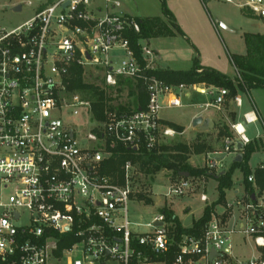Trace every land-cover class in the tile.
I'll return each instance as SVG.
<instances>
[{
    "label": "built area",
    "instance_id": "obj_1",
    "mask_svg": "<svg viewBox=\"0 0 264 264\" xmlns=\"http://www.w3.org/2000/svg\"><path fill=\"white\" fill-rule=\"evenodd\" d=\"M237 4L264 20V0ZM129 31L141 32L136 17L95 8L92 0H42L30 19L0 30V264H264V186L255 172L248 177L253 190L218 204L222 211L214 209L200 235L176 241L162 211L147 222L131 219L129 203H145L135 197V165L128 160L113 176L104 172L105 163L118 145L152 150L173 136L161 111L182 106L190 85L149 73L157 68L155 51L141 39L142 63ZM78 66L84 77L108 86L121 78L141 81L145 105L131 112L106 106L96 119L90 101L69 89ZM228 93L217 87L204 107L222 111ZM255 118L245 114L248 122ZM231 129L223 150L206 154L209 172L219 174L220 155L243 154L251 142L242 124ZM200 180L178 177L165 196L193 193ZM200 198L209 202L205 192ZM66 233L76 240L60 249ZM236 236L253 245L251 256L235 253Z\"/></svg>",
    "mask_w": 264,
    "mask_h": 264
},
{
    "label": "rangeland",
    "instance_id": "obj_2",
    "mask_svg": "<svg viewBox=\"0 0 264 264\" xmlns=\"http://www.w3.org/2000/svg\"><path fill=\"white\" fill-rule=\"evenodd\" d=\"M41 1L0 0V30L3 28L12 29L30 19ZM114 1L120 3L122 11H126L131 15L137 13V11L139 14L164 15L162 0ZM165 1L168 9L174 15L175 23L179 24L186 36L176 33V35L169 37H157V35L150 37V47L156 51V66L163 69L168 67L173 70L190 69L194 65V58L198 57L199 62L207 67L216 69L230 77L237 76V68L232 57L247 54L248 45L246 42V34L264 35V20L253 14L250 10L244 9L237 4V2L243 3L245 0H234L235 2H229L227 0ZM18 4H22V9L15 11L14 7ZM247 11L250 13L247 14ZM167 23L171 29L174 28H172L168 18ZM191 94V102L194 104H205L211 99L209 94L198 95L193 91ZM239 94L245 100V106L248 107L247 105L250 103L249 93L247 91H240ZM251 94L264 116V88L252 89ZM233 99H226L222 111H224V108H228V106L232 107V104H234L231 103ZM201 109H197V111L204 116L218 113L212 108L210 110ZM189 110L194 109H171L166 115L169 119L189 123V118L186 116ZM80 121L82 119H76V122ZM222 123L228 124V121L224 119ZM81 130L85 134L88 132V128L85 125L82 126ZM230 130L232 129L230 128ZM263 131L264 129L261 123H258L250 125L247 129V134L250 138H254L258 134L263 133ZM173 141L176 142L175 139ZM205 154L203 155V162H205ZM260 162L264 163V155L256 151L250 158L249 165L254 167ZM230 164L231 159L227 161V165ZM202 167H204V163ZM135 168L138 174L137 182L139 184V189L136 191L135 197H138V194L142 193L145 196H150L152 203L148 204L144 199L137 197L136 199L142 200L145 203L131 201L129 203V210L133 221L147 222L154 213L161 211L160 209L166 206L175 213L184 226L190 227L194 221L203 216L208 203H215L219 200V183L214 177L208 178L207 183H205L202 181L204 179V176H202L201 182L194 183L195 191L193 193L166 197L165 194L169 186L178 177H173L171 171L166 169H162L154 175H148L140 172L138 167L135 166ZM243 178L244 174L242 170L237 168L233 174V186H239ZM202 192L208 195V203L201 200L200 195ZM228 192L229 190L226 189L227 196ZM218 211H221V206H219ZM140 230L143 231L146 228L142 227ZM252 251H254L253 245H244L239 236L235 237L236 254L249 257ZM113 264L117 263L114 262Z\"/></svg>",
    "mask_w": 264,
    "mask_h": 264
},
{
    "label": "trees",
    "instance_id": "obj_3",
    "mask_svg": "<svg viewBox=\"0 0 264 264\" xmlns=\"http://www.w3.org/2000/svg\"><path fill=\"white\" fill-rule=\"evenodd\" d=\"M163 2L164 16L169 19L172 25L170 28L167 21L165 22L159 17L153 18H136L141 26V32L136 33L129 31V37L132 47L134 48L140 61H143L142 49L140 45L141 39H147L153 35H174L176 33L184 35L179 25L175 23L174 15L170 12ZM245 9V8H244ZM247 14L248 11L246 12ZM175 29V30H174ZM246 42L248 51L246 55L232 57V60L237 68V76L230 77L220 71L201 65L198 57L194 58V65L187 70H173V69H153L149 73L155 75L157 78L163 80L168 84H187L193 85L197 83H205L214 85L215 87H224L229 90L227 98H235L240 91H247L248 93L255 88H264V35L261 34H246ZM69 89L73 93H80L84 98L90 101L92 112L96 119H102L106 106L110 109H118L120 111L131 112L134 109L143 107L147 101V92L141 81H135L130 78H121L116 86H108L102 80L95 77H84V69L80 66L72 70V80ZM232 119L235 120V113H231ZM178 131H183V127L171 123ZM231 126L222 123L219 129V136L225 137L232 134ZM264 148L256 142H250L244 148L241 161H232L229 167L215 174L209 172L206 167L193 166L189 163V154L194 151L195 153L209 152L210 147L205 144L195 143L192 146L184 143H176L167 145L161 143L159 146L152 150L141 149L139 151L130 149L123 145H118L113 151V155L107 160L104 167V172L115 176L122 174V166L130 160L140 172L148 175H154L162 169L171 171L173 177H182V172H189L190 177H202L207 175H217L219 187V200L212 205H207L204 214L201 218L194 221L190 227H184L175 213L168 207L161 209L166 214L167 220L172 222V233L175 240L183 234H196L200 235L205 223L211 218L212 212L216 205L225 203L226 189H231L233 186V174L237 168H240L244 174V181L246 189L253 190L252 184L248 181L249 175L255 172L257 182L261 187L264 186V169L261 167L252 171L249 165V160L253 153ZM136 169V168H135ZM142 174V173H141ZM138 180V177H137ZM139 199H144L148 204L152 203V198L145 196L142 193L138 194ZM68 239L60 244V249L69 247L76 238L72 233H66ZM176 253V245L171 247L168 253V259L173 260Z\"/></svg>",
    "mask_w": 264,
    "mask_h": 264
},
{
    "label": "crops",
    "instance_id": "obj_4",
    "mask_svg": "<svg viewBox=\"0 0 264 264\" xmlns=\"http://www.w3.org/2000/svg\"><path fill=\"white\" fill-rule=\"evenodd\" d=\"M113 2H114V0H110V1H108V0H102V1L101 0H92V4H93V6L95 8H100V9H104V10L108 9L109 11L131 15V14H129L126 11H122L121 10V5L114 6ZM131 16H134L136 18H138V17L139 18L159 17L162 20H164L165 22L167 21V18L163 14L162 15H158V14L157 15L156 14H150V15L149 14H139L138 11H137V13L132 14ZM180 29H181V27H180ZM183 33L186 36L184 31H183ZM174 35H176V34H174ZM170 36H173V35H170ZM150 37H152V36H150ZM150 37L145 39L149 45H150ZM157 37H169V35H157ZM155 53H156V51H155ZM201 65H203V64H201ZM203 66H205V65H203ZM157 68L158 69H163V68L158 67V66H157ZM168 68L171 69L170 67H168ZM192 91L195 94H198V95L209 94L211 96V99L208 102H206V103H209V102L214 101L215 94L217 92V87H215L214 85H208V84H205V83H197L196 84V88H193L190 85V87H188V89L182 95V106H180V107H168V106H165L162 109V111H161V123H162V125L164 127H170L173 130H175V132H176L173 136H166L163 139L162 143L167 144V145H173V144H176V143L180 142V143H184V144H187V145H190V146H192L195 143L205 144V145H208L211 148L209 152L214 153V152H217V151L220 152L224 148L223 137L219 136V129H220V126L222 125V122H223L224 119L226 121H228V125L229 126H231V124H233V123L242 124V126L245 128V132H246V135L248 137H249V135L247 134V129H248V127L250 125L261 123V125H262V127L264 129V116L262 114V111H260V108L255 103V101H254V99L252 97V94H251L252 90L249 92L250 103H249V105H247L248 107L245 106L246 105L245 104V100L238 93L236 97H239L242 100V104L241 105L237 104V102L235 100L236 97H235L233 99V102H231V103H234V104H232V107L228 106V108H226V109L224 108V111H218L215 108L211 107L212 109H215L218 113H216L215 115L214 114L213 115L209 114L207 116H204L203 114H201V113H199L197 111V109L200 110L201 108L206 109L204 107L206 103L205 104H199V103L194 104V103L191 102L192 101V94H191ZM224 107H226V106H224ZM179 108H193L194 109V110H189L187 115H186L189 118V123H183L180 120L167 118L166 114H167V112L169 110H171V109H179ZM211 108H208L207 110H210ZM225 112L228 113V115H226ZM163 113H165L164 116H163ZM231 113H235V120L232 119ZM246 113H254V115L256 117L255 121H253V122L246 121V119H245V114ZM197 116H202L204 119H207V118L212 119V121L215 124L214 128L213 129H209V130H201L199 126H194L193 125V120ZM223 117H224V119H223ZM171 123H174V124H177L179 126H182L183 127V131L176 130L174 127H172V125H170ZM174 139L176 140V142L173 141ZM249 139L252 142L259 143L262 146V143L264 142V131H263V133H260L257 136H255L254 138H250L249 137ZM209 152H207V153H209ZM258 152H261L264 155V148L261 147V149H259ZM205 153H206V151H204L202 153H195L194 151H192L189 154V158H188L189 163L192 164L193 166L202 167V164L204 163L203 162V155ZM235 157L236 156H234V155H220V158L222 159V161H223L222 163L224 165H223L222 170L219 171V173L223 172L224 170H226L228 168V166H229V165H227V161L229 159H231V162H232V161L235 160ZM261 166H264V163L260 162L259 164L255 165L254 167H251V166L250 167L252 168V171H254L256 168L261 167ZM210 177H214V178L217 179V175H207V176L203 177L204 179L202 181L207 183L208 178H210ZM239 184H240L239 186H237V187L232 186V188L229 189L228 196L226 195V201L227 200H232L235 196L242 194V192L246 189V183L244 181V178L242 179L241 183H239ZM258 185H259V183H258ZM219 206L220 205H216L215 209L218 210ZM221 211H222V208H221ZM184 227H186V226H184Z\"/></svg>",
    "mask_w": 264,
    "mask_h": 264
},
{
    "label": "water",
    "instance_id": "obj_5",
    "mask_svg": "<svg viewBox=\"0 0 264 264\" xmlns=\"http://www.w3.org/2000/svg\"><path fill=\"white\" fill-rule=\"evenodd\" d=\"M22 9V5L18 4L14 7L15 11H20ZM193 125L194 126H199L201 130H209V129H213L215 124L212 121V119L207 118L204 119L202 116H197L196 118H194L193 120ZM239 147H242V143H239ZM236 161H241L242 160V153L237 154V156L235 157ZM181 175L183 177H188L189 176V172H182ZM162 223H158V225H161ZM214 250L212 251V256L214 255Z\"/></svg>",
    "mask_w": 264,
    "mask_h": 264
}]
</instances>
